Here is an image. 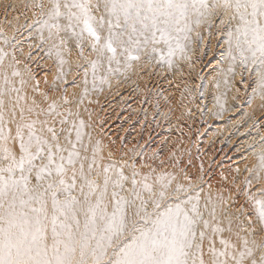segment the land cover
I'll list each match as a JSON object with an SVG mask.
<instances>
[{
  "label": "snow or ice",
  "instance_id": "obj_1",
  "mask_svg": "<svg viewBox=\"0 0 264 264\" xmlns=\"http://www.w3.org/2000/svg\"><path fill=\"white\" fill-rule=\"evenodd\" d=\"M0 9V264H264V147L239 183L221 174L205 190L202 174L106 144L85 106L137 69L178 70L196 49L206 54V37L218 66L251 89L248 102L264 99V0H9ZM21 29L38 38L50 76L37 78L31 45L18 56Z\"/></svg>",
  "mask_w": 264,
  "mask_h": 264
},
{
  "label": "rangeland",
  "instance_id": "obj_2",
  "mask_svg": "<svg viewBox=\"0 0 264 264\" xmlns=\"http://www.w3.org/2000/svg\"><path fill=\"white\" fill-rule=\"evenodd\" d=\"M7 2H9V0H0V4ZM9 13L10 15H14L11 9H9ZM9 18H11V16ZM3 20V11L0 9V22H3ZM21 23H23V17L21 18ZM7 30H9V35H11L10 32H12V29ZM16 41L18 42L17 54L21 57L29 52V46L31 45L33 56L30 66L37 74V78L42 76L44 72L50 74L48 65L51 64V61H48L43 52L36 47L39 43L37 37L33 36L29 38L28 32L21 29L16 34ZM20 49L23 51L21 52ZM215 50L216 52L211 56H208L209 52H207V49V53L202 56H195L194 52L190 53L191 56L196 57L195 59H197V62H194V65L190 64L193 61V57L191 62L183 61V63L186 62L187 64H185V70L179 72L180 74H178L176 78L167 79L168 75L166 74V70L162 71V73L159 72L161 74L159 75V70L156 66L147 68L150 73L148 81H150H146V90H149L147 92H149V98L151 100L148 98L143 100L144 102H142L143 104L140 106V111H138L139 114H137L139 116H137L135 120L130 121L134 124L127 122V124L129 123L126 130L127 133L125 132V136L122 142H120L121 144L119 143L120 146L118 148L121 152L125 151L124 153H127V150L130 149V155L139 154L136 156L137 160L142 157L146 159L144 160L145 163L152 161V165L158 169L163 168L166 171L168 170L176 173H180V170L183 169L187 174L192 176L195 175L193 178L199 177L202 174L205 181V190H207L208 183L212 184V188L214 185L216 189L221 186L220 179L224 170L229 171L225 176L231 173L228 176L229 179L235 176L237 177L238 183L243 180L244 177L249 174L247 172L249 166L242 161L243 164L245 163L243 166L239 159H242L245 153L251 152L252 148H257L261 144L259 139L264 137V112L258 119L253 120H249L251 117L247 113H243V108L245 106H252L256 99L261 97L257 94L256 97L252 99L251 103H249L248 100L251 96V89H246V85L240 84L239 82H237V84L241 89L238 93L240 96L234 95L232 92L233 84L231 82L232 78L234 81L237 76L233 77L230 74V78L232 77L231 82L229 81L230 83L228 82V84L224 83V85L219 88V94L221 95L217 94L211 96L212 93L207 85L206 76L210 69H215L212 67V62L215 61L213 57L216 55L218 56V51L216 48ZM187 66L188 68H186ZM52 70L55 71L54 68ZM237 71H239V69H237ZM69 79H71V75ZM239 79L240 77H238V81ZM105 87L102 92H94L89 96L90 99L94 100V103L92 106H88V104L87 106L88 108L92 107L90 111L93 113L92 123L96 132L102 137H110L112 135L110 134L111 130H115L116 127L118 131H120L119 128L126 123L127 118L124 117L123 114L133 102L132 97L134 98L133 93L135 89H133L134 87L131 85H127L122 89L123 91L120 90V93L117 92L114 96L109 97L111 100L108 98L109 100L106 101L100 99L102 93L107 90ZM69 90L72 91L70 85ZM136 92L138 93V91ZM124 93L132 97L129 96V99H121V97L125 95ZM225 96L229 98L227 107L219 102L220 98L222 100L226 98ZM119 99H121V101ZM117 100L119 101L117 102ZM148 100L153 102V104L149 103ZM211 101L218 102L217 104L220 106L218 107V105L215 104L216 107L214 106L213 110L210 111L208 104ZM221 104L223 106H221ZM148 107H150V110ZM227 108L229 109L228 111H226ZM112 109L119 110L117 112V117L113 119H111ZM233 117H239L240 119L236 122H232L231 120ZM107 121L109 123H107ZM136 124L140 125V128L142 127L139 139L136 137L137 132H133L135 130L134 125ZM220 126L224 128V131L220 129ZM243 129L244 131H242ZM260 131L261 133L263 131V135L257 138ZM117 133L116 135L121 138L122 132H120L121 135L119 132ZM137 139L139 141H137ZM262 147H264V145H262ZM261 148L258 150L260 151ZM259 151L253 154L255 163ZM142 158H140V160ZM161 161L169 162L170 165L167 163V166L162 167ZM240 163L242 166H240ZM237 169H239V171H237Z\"/></svg>",
  "mask_w": 264,
  "mask_h": 264
},
{
  "label": "bare ground",
  "instance_id": "obj_3",
  "mask_svg": "<svg viewBox=\"0 0 264 264\" xmlns=\"http://www.w3.org/2000/svg\"><path fill=\"white\" fill-rule=\"evenodd\" d=\"M13 15V14H12ZM11 16V15H10ZM7 30V29H6ZM8 32H9V30H7ZM11 33V32H10ZM26 47V46H25ZM204 47H206V49H207V52H209V55L208 56H211L213 53H215L216 52V50H215V45L214 44H212V45H209L208 43H207V37H206V39H205V45H204ZM27 50V49H26ZM204 50V48H201V49H196L195 51H193L194 52V54H195V56H197V55H199V56H202L201 55V52ZM192 52V53H193ZM206 52V53H207ZM41 55V54H40ZM195 56H192L193 57V61L190 63V64H192V65H194L193 63L194 62H197L196 60L197 59H195L196 57ZM214 59H215V61L214 62H212V67L213 68H215V69H210L209 71H208V75L206 76V80H207V85H208V87H209V90L211 91V93H212V95L211 96H215V95H217V94H219V88L222 86V85H224V83H225V79H227L228 80V82L230 81L231 82V78H230V74L229 73H227V65H226V63H224V62H221L220 64H219V66H218V61H220V56L218 55H216L215 57H213ZM186 64V62L185 63H183V61H179V69L177 70V69H172V70H169L168 68H167V66H164V67H158V73L160 72V73H162V71H165L166 70V74L168 75L167 76V79H171V78H176V77H178V74H180L179 72H183V70H185V66L187 65H185ZM189 64V63H188ZM189 64V65H190ZM191 66V65H190ZM226 66V67H225ZM186 68H188V66L186 67ZM192 68V67H191ZM52 71H54V70H52ZM149 71V69H147V68H144V69H137V72L139 73L138 75L137 74H130V79H127L126 81L125 80H123V78L121 77V78H119V80H117V79H113V81H112V86L111 87H108V86H106L105 88L107 89H105L106 91L105 92H103L102 93V95H101V97H100V99H104V100H106V101H108L110 98V96H114L117 92L118 93H120L119 91L120 90H122L123 88H125L127 85H131L132 87H134L133 89H135V91H134V93H133V95H134V98L131 96V95H128V94H125V95H123L122 97H121V99L123 98V99H127L129 96H131L132 97V99H133V102L131 103V106L129 107V108H127V110H126V112H124V117H126L127 118V120H126V123H124V126H122L121 127V124H120V127L121 128H119V130L120 131H118V128H116L115 127V130H111L110 131V134H112L110 137H103V139H104V142L106 143V144H111L115 149H118L119 148V146H120V142H122V139L124 138V136H125V132H126V130H127V128H128V124H127V122H130V121H132V120H135V118L137 117V116H139V115H137V114H139L138 113V111H140L139 109H140V106H141V104H143L142 102H144L143 100L145 99H150L149 97H150V95H149V92H147V91H149V90H146V81H148V79L150 78V73L148 72ZM150 72H152V71H150ZM237 72H239V71H237ZM46 73H48V72H46ZM45 72L43 73V75L42 76H40L39 78H42L45 74H46ZM159 73V75H161ZM36 74V73H35ZM174 74V75H173ZM37 75V74H36ZM51 75V73L49 74V76ZM174 76V77H173ZM187 76V75H186ZM225 76V77H224ZM238 77H239V75H237V77L235 78V80L233 81V78H232V84H233V86H232V92H233V94L234 95H239L240 96V94H238L239 92H240V88H239V86H238V84H237V82H238ZM154 78V77H153ZM157 78H158V76H157ZM159 79H160V77H159ZM159 79H157V80H159ZM167 79H166V81H167ZM164 80H165V78H164ZM125 81V82H124ZM150 81V80H149ZM148 81V82H149ZM229 82V83H230ZM151 83H152V81H151ZM156 83V82H155ZM168 83V82H167ZM170 83V82H169ZM217 83L219 84V87H217ZM165 84V83H164ZM228 84V83H227ZM152 85V84H151ZM226 85V84H225ZM148 86V85H147ZM156 86V85H155ZM154 86V87H155ZM158 87V86H157ZM130 88V87H129ZM148 88V87H147ZM156 89V88H155ZM125 90V89H124ZM127 90V89H126ZM69 91H71V90H69ZM123 91V90H122ZM136 91H138V93L136 92ZM132 92V91H131ZM242 93V92H241ZM132 94V93H131ZM118 95V94H117ZM219 95H221V94H219ZM228 96V95H227ZM226 97V96H225ZM229 97V96H228ZM228 97H226V98H224V99H222L221 100V98H220V100H219V102L220 103H222L223 105H226V107H227V104H228V101H229V98ZM109 98V99H108ZM113 98V97H112ZM240 98V97H239ZM97 99V98H96ZM121 99H119L120 101H121ZM129 99V98H128ZM242 99V98H241ZM111 100V99H110ZM113 100V99H112ZM119 100H117V102L119 101ZM151 100V99H150ZM124 101V100H123ZM131 101V100H130ZM149 101V100H148ZM147 101V102H148ZM213 101V100H212ZM210 102L209 104H208V107H209V110L211 111V110H213V108H214V106L216 107V105H218L216 102ZM215 101V100H214ZM101 102V101H100ZM93 103H94V100L93 99H90L89 97L86 99V101H85V106H87V104H88V106L90 105V106H92L93 105ZM110 103V102H109ZM149 103H152L153 104V102H150L149 101ZM113 104V103H112ZM111 104V105H112ZM148 104V103H147ZM216 104V105H215ZM221 104V106H223ZM97 105V104H96ZM114 105V104H113ZM149 105V104H148ZM87 106V107H88ZM147 106V105H146ZM146 106H145V108H146ZM150 106H151V104H150ZM220 105H218V107H219ZM241 106V105H240ZM116 107V106H115ZM150 107H148V109H149ZM151 108H153V107H151ZM89 109V111H90V109H92V107H89L88 108ZM95 109V108H94ZM146 110H147V108H146ZM150 110V109H149ZM229 109L227 108L226 109V111H228ZM119 111V110H118ZM117 109L116 110H113L112 109V114H111V119H113V118H116L117 117ZM142 111V110H141ZM151 111H152V109H151ZM233 111H235V110H233ZM90 112H92V111H90ZM264 112V99H261V98H258V99H256V101L254 102V104L252 105V106H245L244 108H243V113L245 114V113H247L251 118L249 119V120H253V119H258L261 115H262V113ZM95 113V112H94ZM93 114V113H92ZM235 114V113H234ZM98 115V114H97ZM93 116V115H92ZM123 117V116H122ZM121 117V118H122ZM109 119V118H108ZM141 119V118H140ZM238 119H240L239 117L238 118H232V122H236V121H238ZM93 120V119H92ZM100 120V119H99ZM124 120V119H123ZM148 120H149V118H148ZM109 121V120H108ZM107 121V123H109ZM100 122V121H99ZM106 123V124H107ZM130 123H132V122H130ZM142 123V122H141ZM141 123H140V125H141ZM132 124H134V123H132ZM122 125H123V123H122ZM140 125H138V124H136V125H134V131L133 132H137V136L136 137H138V139H139V137H140V131H141V129H142V127L140 128ZM118 127V126H117ZM221 128V130L222 131H224L223 129V127L222 126H220ZM241 128H244V127H241ZM113 129V128H112ZM239 131V130H238ZM242 131H244V129L242 130ZM117 132H122V136H121V138H119L116 134H118ZM255 132V131H254ZM253 132V133H254ZM127 133V132H126ZM245 133V132H244ZM262 133H263V131H262ZM261 133V131L258 133V136H257V138L258 137H260V136H262L263 134ZM120 135H121V133H120ZM247 135V134H246ZM245 135V136H246ZM253 135V134H252ZM135 136V135H134ZM167 136V135H166ZM250 136V135H249ZM171 137V136H170ZM213 137V136H212ZM253 137V136H252ZM137 139V141H139ZM254 139H255V137H254ZM126 141V140H125ZM243 141V140H242ZM245 141V140H244ZM259 141H261V138L259 139ZM124 142V141H123ZM246 142V141H245ZM120 143V144H119ZM133 143V142H132ZM135 144V143H134ZM137 144V143H136ZM125 145V144H124ZM128 147V146H127ZM126 147V148H127ZM130 147V146H129ZM256 147V146H255ZM262 147V144H260L257 148H252V151L250 152H248V153H245L244 154V156H243V158L242 159H239V161H244L245 163H246V165H248L249 166V168H252L254 165H255V160H254V158H253V154H255L257 151H259L258 149L259 148H261ZM125 148V147H124ZM134 148H135V146H134ZM129 150L130 149H128L127 150V153L129 152ZM120 151V150H119ZM121 152V151H120ZM125 152V151H124ZM131 154H132V152H131ZM128 155H130V152L128 153ZM131 156V155H130ZM140 158H142V157H140ZM140 158H139V160H137V161H141L140 160ZM142 160L144 161V160H146V159H144V158H142ZM194 161V160H193ZM192 161V162H193ZM146 163H148V164H153L152 163V161H149V162H146ZM167 163H169V162H163V164H161V166L163 167H165V166H167ZM173 163V162H172ZM175 163V162H174ZM244 163V164H245ZM242 164H243V162H242ZM244 164H243V166H244ZM169 165H170V163H169ZM176 165V164H175ZM240 166H242L241 165V163H240ZM239 166V167H240ZM168 167H170V166H168ZM242 168V167H241ZM226 169V168H225ZM168 171V170H167ZM176 171V170H175ZM231 171V170H230ZM224 173V175H226V174H228L229 173V171L228 170H224L223 171ZM231 174V173H230ZM229 174V175H230ZM229 175H227V176H229ZM192 176V175H191ZM193 177H195V175H193ZM221 180V179H220ZM213 190H215L216 188L214 187V185H213V188H212Z\"/></svg>",
  "mask_w": 264,
  "mask_h": 264
}]
</instances>
